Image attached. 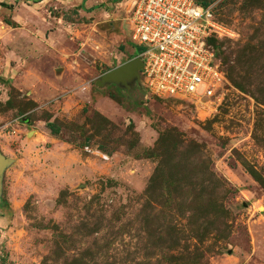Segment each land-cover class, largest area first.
Returning a JSON list of instances; mask_svg holds the SVG:
<instances>
[{
    "label": "rangeland",
    "instance_id": "1",
    "mask_svg": "<svg viewBox=\"0 0 264 264\" xmlns=\"http://www.w3.org/2000/svg\"><path fill=\"white\" fill-rule=\"evenodd\" d=\"M206 1L208 117L101 80L140 57L128 0H0V264H264V0Z\"/></svg>",
    "mask_w": 264,
    "mask_h": 264
},
{
    "label": "built area",
    "instance_id": "2",
    "mask_svg": "<svg viewBox=\"0 0 264 264\" xmlns=\"http://www.w3.org/2000/svg\"><path fill=\"white\" fill-rule=\"evenodd\" d=\"M130 41L142 46L141 75L160 97L185 101L208 117L221 105L228 80L209 37L228 31L213 8L195 0H128Z\"/></svg>",
    "mask_w": 264,
    "mask_h": 264
},
{
    "label": "water",
    "instance_id": "3",
    "mask_svg": "<svg viewBox=\"0 0 264 264\" xmlns=\"http://www.w3.org/2000/svg\"><path fill=\"white\" fill-rule=\"evenodd\" d=\"M142 68V60L140 57L136 56L130 60L112 68L111 70L105 72L101 80H121L123 78H128L133 75H137V72ZM6 164V159L0 154V181L2 176V171Z\"/></svg>",
    "mask_w": 264,
    "mask_h": 264
},
{
    "label": "trees",
    "instance_id": "4",
    "mask_svg": "<svg viewBox=\"0 0 264 264\" xmlns=\"http://www.w3.org/2000/svg\"><path fill=\"white\" fill-rule=\"evenodd\" d=\"M195 2L196 3H198L199 5H202V6H207V5H209L210 3H208L206 0H204V1H202V0H195ZM3 5H4V3H2ZM214 39V37H209V39H208V42H210V44L213 46V49H214V51H215V55H216V57L217 58H219L218 57V51H217V47H215V45L213 44V40ZM131 42V41H130ZM131 45H132V47L134 48V53L135 54H138V53H140L141 51H142V46H138V45H136V44H133L132 42H131ZM224 62H225V59H224ZM227 76V75H226ZM228 78V77H227Z\"/></svg>",
    "mask_w": 264,
    "mask_h": 264
},
{
    "label": "crops",
    "instance_id": "5",
    "mask_svg": "<svg viewBox=\"0 0 264 264\" xmlns=\"http://www.w3.org/2000/svg\"><path fill=\"white\" fill-rule=\"evenodd\" d=\"M99 4V3H98Z\"/></svg>",
    "mask_w": 264,
    "mask_h": 264
}]
</instances>
